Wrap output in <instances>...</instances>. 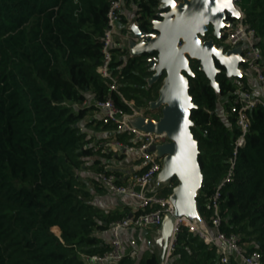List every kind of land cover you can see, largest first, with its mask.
<instances>
[{
  "label": "trees",
  "instance_id": "1",
  "mask_svg": "<svg viewBox=\"0 0 264 264\" xmlns=\"http://www.w3.org/2000/svg\"><path fill=\"white\" fill-rule=\"evenodd\" d=\"M110 1L0 0V264H87L85 256L108 250L97 233L127 217L98 209L80 174L90 167L103 172L108 162L126 156L123 149L119 154L95 150V137L85 131L92 122L85 127L81 123L96 110L78 107L111 94L118 107L131 112L96 71ZM240 4L245 22L256 29L264 65V0ZM157 6L158 0L141 1L137 20L143 30H150L148 21ZM190 66L194 76L189 77V93L197 106L190 118L204 175L197 205L213 229L206 203L226 175L241 134L235 117L223 118L219 108H230L237 83L221 68L218 94L199 62L191 61ZM111 69L122 95L127 80L137 91L135 100L123 96L133 100L137 110L157 97L160 82L147 85L151 74L146 57L131 58L128 50L114 49ZM249 119L250 131L238 149L232 180L221 191L220 230L239 234L250 252L262 254L264 264V109L251 110ZM101 125L114 130L99 121L97 127ZM116 137L134 145L131 137ZM169 193L167 189L163 195ZM219 261L215 247L194 233H179L169 264ZM135 263L128 256L118 264ZM140 264L159 261L152 254Z\"/></svg>",
  "mask_w": 264,
  "mask_h": 264
},
{
  "label": "built area",
  "instance_id": "2",
  "mask_svg": "<svg viewBox=\"0 0 264 264\" xmlns=\"http://www.w3.org/2000/svg\"><path fill=\"white\" fill-rule=\"evenodd\" d=\"M142 0H111L107 12L106 27L100 38L102 44V59L97 67V73L106 81L110 93H118L122 101L131 108V112L118 107L109 94L104 100H86L80 108L93 106L95 112L99 113L103 125H110L115 132L125 133L131 137L134 145H125L120 141L109 144V149L119 154L121 149L130 153H138L140 159L145 163L144 170L132 177L126 183L119 182L117 175L108 173L109 169L96 173V180L109 193L117 196H127L139 201L138 212L135 215L112 221L109 224L110 239L108 250L103 254L85 256L87 264H118L125 258V247L122 240V233L128 229L145 230L158 228L162 225L167 214L174 213V206L169 197L173 187L172 181L163 185L170 190L166 196L159 195L154 186L158 174L162 169V158L149 149L154 145L165 143L168 138L165 133L155 134L143 132L132 124V120L138 116L133 100L127 101L119 92L117 77L113 75L111 63L113 50L120 48L128 50V41L131 38L129 26L124 34L120 25L128 13L133 14L136 21L139 17L140 3ZM180 2L181 0H176ZM234 5L239 9V19L230 20L231 24L222 31L221 44L225 50L242 47L243 61L239 67L242 76L236 79L237 88L234 92L231 106L223 110L221 116L227 119L235 117L234 125L241 132L235 143L234 156L229 161L226 175L218 182L214 193L208 198L206 209L212 212L210 222L213 229L203 220H194L187 217L176 218L173 235L171 237L165 259L162 264H169L174 254L177 237L179 233H194L204 243L216 248L220 255L219 264H263V256L258 251H249L248 245L242 241L239 234H226L220 230V199L221 191L232 180L236 167V156L238 149L245 144L247 133L250 131L249 112L257 108L264 109V65L263 54L258 47L256 29L246 22V15L239 6V0H233ZM159 5V0H158ZM233 124L230 125V127ZM95 147V150H99ZM119 149V150H117ZM107 147H102L104 153ZM157 186H161L158 185Z\"/></svg>",
  "mask_w": 264,
  "mask_h": 264
},
{
  "label": "water",
  "instance_id": "3",
  "mask_svg": "<svg viewBox=\"0 0 264 264\" xmlns=\"http://www.w3.org/2000/svg\"><path fill=\"white\" fill-rule=\"evenodd\" d=\"M240 16L233 0H159L154 16L148 21L150 31L143 30L138 20L129 26V56L146 57L151 74L147 79L149 87L160 82L157 97L148 102L144 112L138 110L132 124L143 132L167 135L165 143L149 150L162 158L157 184L167 185L174 179L177 182L169 197L174 213L167 214L159 227L164 239L163 243L160 237L163 254L159 264L165 259L176 218L200 219L197 196L204 175L190 118L191 111L197 108L189 93V77L194 76L190 63L199 62L200 71L218 94L220 85L216 78L221 69L217 63L229 79L240 78L242 47L225 50L215 43L230 26V20ZM209 32L212 38L206 39ZM147 112H156L159 117H148Z\"/></svg>",
  "mask_w": 264,
  "mask_h": 264
},
{
  "label": "crops",
  "instance_id": "4",
  "mask_svg": "<svg viewBox=\"0 0 264 264\" xmlns=\"http://www.w3.org/2000/svg\"><path fill=\"white\" fill-rule=\"evenodd\" d=\"M133 21H136V18H134L133 14L128 13L126 19L124 18L123 23L120 25V29L126 28L131 23H133ZM92 114H95L94 117L92 116ZM149 115L148 117H150ZM99 121H101L99 113L92 112L81 123L82 125L86 126L87 124L92 122L90 128H86L85 131L89 135L95 137V147H107L108 150L110 148L109 144L114 141H119L116 137L117 134H123L130 138V136H128L127 134L115 132L113 129L103 130L102 125L97 127ZM96 127L98 129L94 130V128ZM120 142L127 145L123 141ZM124 153L126 154V156L122 161L115 160L108 162V164L106 165V169L117 172L119 182L121 183H126L132 177L140 174L144 170L145 166L144 161L140 159L138 153H130L127 151H124ZM104 163L106 164V162ZM96 173L97 171L91 167L80 172L81 176L88 184V189L93 194V204L104 214H125L127 217H129V215H135L138 212L139 201L127 196L113 195L106 189H101L98 183L97 185L94 183V181H96ZM154 186L156 187L157 193L159 195H163L167 190V188L163 185L157 186V183H155ZM97 236L100 237L106 244H108L110 239L109 230L99 232L97 233ZM160 237L162 238V241L164 243L163 235L159 230V227L145 230L128 229L124 231L122 233V240L125 247V257L131 256L132 259L136 261L135 264H140V262L144 261L152 254H155L158 258V261L160 262L161 256L163 254L162 242L160 241ZM153 241L155 242V248L154 243H152Z\"/></svg>",
  "mask_w": 264,
  "mask_h": 264
},
{
  "label": "rangeland",
  "instance_id": "5",
  "mask_svg": "<svg viewBox=\"0 0 264 264\" xmlns=\"http://www.w3.org/2000/svg\"><path fill=\"white\" fill-rule=\"evenodd\" d=\"M240 6H241V8L243 9V7H242L241 4H240ZM244 14L246 15L245 12H244ZM122 32H123L124 34H127V35L129 36V34H128L126 28H122ZM216 43L220 45V44H221V41H220V40H217ZM123 85L126 86L125 88L122 89L123 96H125V98H127V99L133 98V100H135L136 97L138 96V93H137L136 90H134V89L132 88V84L127 80V82H123ZM130 101H131V100H130ZM219 109H220V113L223 114L224 105L221 104ZM141 110H142L141 112H144L145 108H141ZM147 113H149V112H147ZM94 115H95V114H92L93 117H94ZM145 115L148 116L149 114H145ZM149 116L152 117V118H158V117H159V114H158V113L150 112V115H149ZM222 117H223V116H222ZM95 121H96V120H95ZM81 126H82V127H85V125H82V124H81ZM152 243H154V248H155V247H156V246H155V242L153 241ZM246 244L249 246L248 243H246Z\"/></svg>",
  "mask_w": 264,
  "mask_h": 264
},
{
  "label": "flooded vegetation",
  "instance_id": "6",
  "mask_svg": "<svg viewBox=\"0 0 264 264\" xmlns=\"http://www.w3.org/2000/svg\"><path fill=\"white\" fill-rule=\"evenodd\" d=\"M140 26H141V23H140ZM150 31V30H149ZM212 38V35H211V32L207 33V37L206 39H210ZM217 40H215V43H216ZM217 44V43H216ZM217 46H220L219 44H217ZM219 66V68L221 69L222 67L217 63V67ZM222 70V69H221Z\"/></svg>",
  "mask_w": 264,
  "mask_h": 264
}]
</instances>
